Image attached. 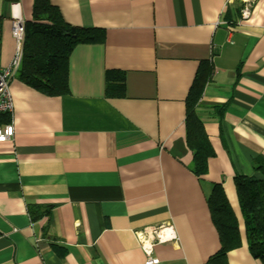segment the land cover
<instances>
[{
    "label": "crops",
    "instance_id": "0c3cea01",
    "mask_svg": "<svg viewBox=\"0 0 264 264\" xmlns=\"http://www.w3.org/2000/svg\"><path fill=\"white\" fill-rule=\"evenodd\" d=\"M34 1L0 0L1 68L19 48L13 23L33 20ZM50 1L68 25L105 38L74 49L65 95L47 96L17 73L11 81L0 264H144L137 233L166 225L177 241L154 248L162 264H206L221 249L213 185L239 224L242 244L228 263L261 264L234 179L261 178L252 162L264 157V0ZM203 67L211 77L197 114L215 156L198 177L186 110ZM109 72L123 75L124 96H107Z\"/></svg>",
    "mask_w": 264,
    "mask_h": 264
},
{
    "label": "trees",
    "instance_id": "16d2710c",
    "mask_svg": "<svg viewBox=\"0 0 264 264\" xmlns=\"http://www.w3.org/2000/svg\"><path fill=\"white\" fill-rule=\"evenodd\" d=\"M2 18L0 17V55ZM105 33L68 25L58 7L50 0H35L33 20L25 25L23 56L18 77L25 84L47 96L69 92V58L80 44L101 43ZM211 69L203 67L197 74L187 99V143L194 152L192 172L198 177L208 172V160L215 156L197 109L210 80ZM107 96H124V77L107 73ZM11 116L1 115L0 126L9 124ZM252 168L261 178L237 175L234 179L241 213L245 222L249 251L264 264V157L253 160ZM211 219L216 227L221 249L206 264H229V252L241 247L237 218L221 185H213L208 196ZM32 217V212H31ZM33 220L35 217H32Z\"/></svg>",
    "mask_w": 264,
    "mask_h": 264
},
{
    "label": "built area",
    "instance_id": "2783aa9c",
    "mask_svg": "<svg viewBox=\"0 0 264 264\" xmlns=\"http://www.w3.org/2000/svg\"><path fill=\"white\" fill-rule=\"evenodd\" d=\"M249 7L244 11V17H249ZM13 37L19 45L16 56L11 65L7 68L0 67V116L9 115L12 117L14 103L10 92V84L22 62L21 45L24 42L25 25L22 21L13 23ZM15 129L12 121L9 124L0 126V146H10L13 144ZM0 234V239H1ZM140 248L145 255L144 264H162L160 259L154 256V248L157 245L167 244L177 241V237L171 225L147 228L137 233Z\"/></svg>",
    "mask_w": 264,
    "mask_h": 264
}]
</instances>
